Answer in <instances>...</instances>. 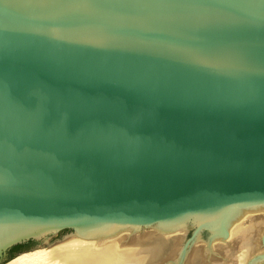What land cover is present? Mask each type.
<instances>
[{
	"label": "water",
	"instance_id": "95a60500",
	"mask_svg": "<svg viewBox=\"0 0 264 264\" xmlns=\"http://www.w3.org/2000/svg\"><path fill=\"white\" fill-rule=\"evenodd\" d=\"M39 251L264 264V0H0V264Z\"/></svg>",
	"mask_w": 264,
	"mask_h": 264
},
{
	"label": "bare ground",
	"instance_id": "6f19581e",
	"mask_svg": "<svg viewBox=\"0 0 264 264\" xmlns=\"http://www.w3.org/2000/svg\"><path fill=\"white\" fill-rule=\"evenodd\" d=\"M19 257H17L16 259L14 258V260H11L5 264H43L42 262L44 260V254L42 253V251L32 252L25 256Z\"/></svg>",
	"mask_w": 264,
	"mask_h": 264
},
{
	"label": "trees",
	"instance_id": "16d2710c",
	"mask_svg": "<svg viewBox=\"0 0 264 264\" xmlns=\"http://www.w3.org/2000/svg\"><path fill=\"white\" fill-rule=\"evenodd\" d=\"M29 244H33V242H29V243H26V244H23V245H17L15 247H13L11 250H9L8 252L10 253L12 250H15V249H24L26 246H28ZM29 250V249H27ZM19 254V253H18ZM17 255V254H16ZM16 255H12V256H8V260H10L11 258L15 257Z\"/></svg>",
	"mask_w": 264,
	"mask_h": 264
},
{
	"label": "flooded vegetation",
	"instance_id": "af4514ba",
	"mask_svg": "<svg viewBox=\"0 0 264 264\" xmlns=\"http://www.w3.org/2000/svg\"><path fill=\"white\" fill-rule=\"evenodd\" d=\"M32 247V244H29L28 246H26L24 249H15V250H12L8 256H12V255H16L20 252H23V251H26L27 249H30Z\"/></svg>",
	"mask_w": 264,
	"mask_h": 264
},
{
	"label": "rangeland",
	"instance_id": "374dc122",
	"mask_svg": "<svg viewBox=\"0 0 264 264\" xmlns=\"http://www.w3.org/2000/svg\"><path fill=\"white\" fill-rule=\"evenodd\" d=\"M145 231H153V228L150 229H144ZM22 257V256H21ZM20 258V257H19ZM16 259V258H15ZM14 260V259H13Z\"/></svg>",
	"mask_w": 264,
	"mask_h": 264
}]
</instances>
